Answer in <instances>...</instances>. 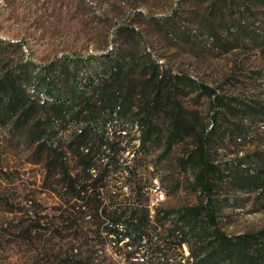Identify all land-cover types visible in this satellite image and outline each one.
<instances>
[{"label":"rangeland","instance_id":"obj_1","mask_svg":"<svg viewBox=\"0 0 264 264\" xmlns=\"http://www.w3.org/2000/svg\"><path fill=\"white\" fill-rule=\"evenodd\" d=\"M0 40L18 44L0 47V76L25 60L38 66L65 56L119 59L120 78L131 90L130 106L138 112L151 99L153 62L164 78L161 91L174 93L195 124L208 121L209 98L179 75L264 105V0H0ZM26 93L32 94L29 86ZM157 105L163 132L147 149H140L136 125L121 138L127 146L123 156L142 177L145 194L134 200L124 188L115 201L146 206L152 215L159 210L166 228L170 217L163 211L194 205L200 194L192 170L178 163L193 148V137L169 145L165 109ZM16 115L0 109V264H62L66 256L54 259L53 253L78 248L83 232L87 240L93 232L73 223L65 211L74 199L68 203L63 195L58 160L48 175L45 166L53 151H41L33 140L37 114L31 112L19 126ZM233 120L227 116L208 145L220 170L213 176L218 221L227 234H252L254 247L264 248V194L253 186L240 187L245 170L264 174V117L245 121L241 136L232 134ZM55 126L63 151L72 125L57 121ZM152 227L151 233L165 241L166 231ZM120 245L108 240L105 252L117 264H128ZM176 253L187 257L189 249L183 243ZM176 261L191 264L190 258Z\"/></svg>","mask_w":264,"mask_h":264},{"label":"trees","instance_id":"obj_2","mask_svg":"<svg viewBox=\"0 0 264 264\" xmlns=\"http://www.w3.org/2000/svg\"><path fill=\"white\" fill-rule=\"evenodd\" d=\"M1 46L18 44L0 40ZM122 69L117 58L65 56L38 66L21 61L0 76V109L17 114L18 126L28 122L31 112L37 114L32 124L33 140L41 151H53L45 166L48 175L55 171L58 160L63 195L68 203L74 199L65 211L69 218H74L73 223L79 222L93 232L90 240L85 239L87 233L83 232L85 238L78 248L72 245L65 251L59 250L53 258L64 254L62 264L73 258L76 264H117L105 252L111 240L116 246L121 243L119 253L128 264H175L176 260L184 263L186 258L191 259V264H264V248L254 247V235L231 236L219 225L213 176L220 170L208 151L210 137L219 133L227 116L234 119L232 134L241 136L245 121L264 117V105L179 75L176 78L195 84L198 94L209 98L212 112L208 121L195 124V117L174 93L161 91L164 78L158 77V65L153 62L156 81L152 84L151 99L138 112L130 106L131 90L125 86L127 80L120 78ZM28 86L32 94L26 93ZM158 103L165 109V137L169 145L193 137V148L178 163L192 170L193 185L200 194L194 205L163 211V215L170 217L166 228L160 221L159 210L152 215L146 206L133 202L124 207L115 201L124 188L132 191L134 200L145 194L142 177L123 156L127 146L121 138L127 135L128 126L136 125L140 149H147L153 136L163 132L158 122ZM57 121L72 125L66 132L63 151L56 139ZM242 176L240 187L253 186L264 194L263 173L245 170ZM152 223L155 231H166L165 241L151 233ZM183 243L189 249L187 257L176 253ZM132 258L137 260L131 262Z\"/></svg>","mask_w":264,"mask_h":264}]
</instances>
